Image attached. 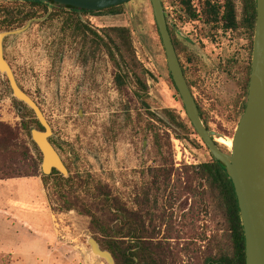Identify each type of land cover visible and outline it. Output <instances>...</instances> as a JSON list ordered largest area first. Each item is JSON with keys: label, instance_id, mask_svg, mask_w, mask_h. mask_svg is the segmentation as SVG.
<instances>
[{"label": "rangeland", "instance_id": "374dc122", "mask_svg": "<svg viewBox=\"0 0 264 264\" xmlns=\"http://www.w3.org/2000/svg\"><path fill=\"white\" fill-rule=\"evenodd\" d=\"M162 1L169 29L179 34L177 55L186 82L210 130L225 137L216 141L228 152L248 74L243 69L241 79L235 68L228 72L218 60L243 55L242 67H246L250 39L246 32L240 36L214 33L213 24L203 17L198 22L186 20L179 0ZM17 2L0 0L13 8ZM222 2L212 0L216 5ZM235 2L239 12L240 1ZM193 4L201 8L197 0ZM36 10L34 19L43 20L33 22L21 36L7 37L4 55L17 83L51 127L50 142L68 176L81 184L77 195L94 204L88 191L107 187L111 204L141 213L142 224L170 252L173 264H204L221 244L222 223L187 169L205 162L207 154L191 129L185 133L163 115L169 110L182 121L187 118L169 79L149 0H131L115 10L81 16L93 31L114 26L130 29L135 55L145 71L146 104L133 95L138 89L132 83L122 94L118 92L115 70L104 55L86 56L80 36L66 27V13L47 20L48 12ZM212 33L221 40L212 39ZM13 99L0 74V215L8 217L2 222L11 228L7 235L0 227V248L4 244L18 249L13 256L0 253V264H107L90 252L87 239L94 238L90 219L74 210L54 209L62 202L57 200L53 179L42 180L41 153L23 129ZM145 105L155 117L147 114ZM153 131H159L157 143ZM21 221L29 223V230L14 233L22 229ZM51 230L60 248L56 257L46 253ZM142 233L146 235L145 230Z\"/></svg>", "mask_w": 264, "mask_h": 264}, {"label": "trees", "instance_id": "16d2710c", "mask_svg": "<svg viewBox=\"0 0 264 264\" xmlns=\"http://www.w3.org/2000/svg\"><path fill=\"white\" fill-rule=\"evenodd\" d=\"M19 1V0H14ZM240 11L236 9L235 0H223L220 5L212 3V0H197L201 4L199 10L193 8V0H179L180 9L186 20H200L201 17L207 24L218 21L227 31H236L239 27L250 33V53H252L253 33L256 20L255 0H239ZM16 7L0 4V32L14 30L23 27L29 20L37 18V8L45 15L49 5L43 0H20ZM164 8V3L162 1ZM36 8V9H35ZM111 7L103 11L118 9ZM98 12L81 11L75 8H53L48 16L50 20L60 13H66V27L82 40V47L87 48L86 56L95 58L97 55H104L110 61L115 70L114 83L119 93L122 94L127 83H132L138 89L133 95L141 100L148 94L145 71L142 64L135 55L131 31L125 26L103 27L98 30H91L81 20V16L94 15ZM165 12V10H164ZM239 18V19H238ZM215 32V31H214ZM211 38L214 39L213 33ZM85 51V50H84ZM249 70L244 87V100L234 115V120H239L244 112L247 100ZM185 77V71H183ZM170 82L174 84L169 76ZM125 85V86H124ZM190 89L191 84L188 83ZM176 91V89L174 88ZM11 92V91H10ZM177 92V91H176ZM18 115L23 119V129L30 135V130L35 128L42 130L33 112L24 104L13 99ZM146 106L147 114L155 117ZM200 118L204 126L210 130L203 112L197 105ZM163 115L166 122L179 128L185 133L188 128L194 133L199 146L207 154V160L198 166L187 168L191 171L193 179L204 190L215 215L222 223L221 231L223 239L218 246L216 254L208 256L204 264H245L244 234L240 221L237 200L232 186L223 165L211 156L202 140L197 136L189 120L182 121L173 112L164 110ZM161 122V121H160ZM149 126H153L152 123ZM154 140L157 143L159 131H153ZM32 145L37 150L35 144ZM219 149L227 152L225 147L217 144ZM30 176H34L31 173ZM49 179L54 181V190L57 200L62 203L54 208L58 213L76 211L90 219L94 239L99 243L101 249L107 250L113 257L115 264H173L170 252L156 242L150 228L142 224L140 212L131 213L125 205L117 202L111 204L110 194L107 187L99 185L95 190L88 191L90 201L81 200L77 195V189L81 187L74 183L71 177H62L53 170L49 176H43L46 183ZM150 227V225H149ZM145 230L146 235L142 233ZM154 230V227H151Z\"/></svg>", "mask_w": 264, "mask_h": 264}, {"label": "water", "instance_id": "95a60500", "mask_svg": "<svg viewBox=\"0 0 264 264\" xmlns=\"http://www.w3.org/2000/svg\"><path fill=\"white\" fill-rule=\"evenodd\" d=\"M48 3L47 16L53 8H75L98 12L124 5L131 0H43ZM153 18L164 49L167 69L182 101L187 119L208 152L221 163L234 188L240 221L244 234L245 264H264V0H255L256 20L253 33L247 100L234 134L231 149L223 152L217 146L218 138H225L207 129L199 115L196 101L188 87L168 30L162 0H149ZM23 27L0 32V74L6 79L12 97L30 109L42 130L31 129L30 137L42 156L41 172L44 176L57 171L68 177V170L50 142L51 127L37 103L19 86L13 71L3 55V41L7 37L21 36L33 22ZM91 254L107 264H115L112 255L101 249L92 237L87 239Z\"/></svg>", "mask_w": 264, "mask_h": 264}, {"label": "flooded vegetation", "instance_id": "af4514ba", "mask_svg": "<svg viewBox=\"0 0 264 264\" xmlns=\"http://www.w3.org/2000/svg\"><path fill=\"white\" fill-rule=\"evenodd\" d=\"M192 5H193V8H195L196 9V7H195V5L193 4V2H192ZM166 16V15H165ZM239 19V18H238ZM190 21H193V22H198V20H190ZM213 28H214V30H215V32L216 33H220L221 35L223 34V35H226V34H228L229 33V35H237V36H240V32H246L247 33V35H248V38L250 39V33H248V31H246V30H244L242 27H239L236 31H232V30H230V31H227L223 26H222V24H220V23H218V21L216 22V23H214V25H213ZM168 30H169V32H170V36H171V39H172V42H173V45H174V49H175V52H176V54H177V51L179 50V46H180V43H179V39L176 37L177 35H179L178 34V32L175 30V29H172V31H171V29H169V27H168ZM7 31H10V30H7ZM1 32H3V31H1ZM214 32V33H215ZM221 37L222 36H217L216 34L214 35V40H221ZM5 41V40H4ZM4 41H3V44H4ZM246 52H247V54H246V59H247V62L245 63V65H246V67H242L243 66V61H241V56H243V55H232L231 57H228L227 59H225V60H218L219 62H221L222 64H223V66H224V68H225V70H227L228 72H230V69L231 68H235V71H238V74H240V77H241V79L242 78H244L243 77V71L245 70L246 71V73H248V68H249V66H251V55H252V53H250V40H249V42L247 43V50H246ZM3 55H4V50H3ZM177 57H178V55H177ZM4 58H5V55H4ZM178 59H179V57H178ZM5 60L7 61V59L5 58ZM193 61V60H192ZM179 62H180V65H181V68H182V71H185V68H184V66L182 65V63H181V61L179 60ZM242 67V69L240 70V68ZM244 69V70H243ZM242 72V73H241ZM249 75H250V70H249ZM237 80H239L238 78H237ZM189 84H190V82H189ZM9 87V86H8ZM244 87H245V84L243 83V85H242V88H243V90H244ZM191 89H193L192 88V86L190 87ZM242 92V91H241ZM197 104V103H196Z\"/></svg>", "mask_w": 264, "mask_h": 264}, {"label": "crops", "instance_id": "0c3cea01", "mask_svg": "<svg viewBox=\"0 0 264 264\" xmlns=\"http://www.w3.org/2000/svg\"><path fill=\"white\" fill-rule=\"evenodd\" d=\"M3 211H4V209H3ZM3 211H2V213H3ZM5 217L6 216L0 215V227L2 229H4V230H1L4 234L9 235V233L11 232V228H9L8 225H6L4 222H2ZM6 218H8V217H6ZM20 224L22 226V229H24V230L22 231V229L19 228V231L15 230V231H13L14 233H19L20 231L24 233V232H27L29 230L30 225L28 222L25 223V222L21 221ZM9 225L12 226L13 224H9ZM51 233H52V230H51ZM52 235H53V237H48L46 240V244H45L46 249H47L46 253H47V256L55 255V257H56V254H57V252L59 253L60 248H59V244L57 243V240H58L57 236L53 233H52ZM1 245H2V247L0 248V253L10 252V255L13 256L15 254V252L18 251L17 248H14V247L7 248L6 245H4V244H1Z\"/></svg>", "mask_w": 264, "mask_h": 264}, {"label": "bare ground", "instance_id": "6f19581e", "mask_svg": "<svg viewBox=\"0 0 264 264\" xmlns=\"http://www.w3.org/2000/svg\"><path fill=\"white\" fill-rule=\"evenodd\" d=\"M226 142V141H225ZM230 145V144H229Z\"/></svg>", "mask_w": 264, "mask_h": 264}]
</instances>
